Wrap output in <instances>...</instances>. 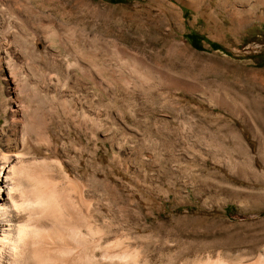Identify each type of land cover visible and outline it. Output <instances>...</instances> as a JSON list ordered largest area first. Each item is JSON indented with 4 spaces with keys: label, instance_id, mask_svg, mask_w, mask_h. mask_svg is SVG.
I'll use <instances>...</instances> for the list:
<instances>
[{
    "label": "rangeland",
    "instance_id": "374dc122",
    "mask_svg": "<svg viewBox=\"0 0 264 264\" xmlns=\"http://www.w3.org/2000/svg\"><path fill=\"white\" fill-rule=\"evenodd\" d=\"M1 1L0 30L19 40L0 53V130L13 100L42 118L25 185L39 178L67 204L59 230L85 246L73 264H264V2ZM33 9L58 17L61 33L40 43ZM65 56L76 64L69 80L57 66ZM15 62L18 96L4 70ZM3 149L0 140V162ZM47 213L41 222L55 221Z\"/></svg>",
    "mask_w": 264,
    "mask_h": 264
},
{
    "label": "bare ground",
    "instance_id": "6f19581e",
    "mask_svg": "<svg viewBox=\"0 0 264 264\" xmlns=\"http://www.w3.org/2000/svg\"><path fill=\"white\" fill-rule=\"evenodd\" d=\"M260 1L264 2V0H260ZM1 2L2 1L0 0V5H1ZM25 3H26V1H25ZM19 7H21V6L19 5ZM0 10H2V9H0ZM37 10L36 9H33V13H37V16L40 17V21L42 22V24H44V26L46 28L45 29L46 31L42 32L41 33V36H40L41 37L40 38V43H42V42L44 43V42L48 41L51 36H53V35L54 36L59 35V33H61L62 26L60 25L59 20H57L58 17L56 18L51 13L46 12L44 9L43 10H40V12H38ZM26 13L28 14V12H26ZM43 21H45V23H43ZM63 25H65V24H63ZM9 32L10 31L0 30V53H3V52H6L7 53L10 49H12V46H13L12 43H14V41L16 42L17 40H19V37L16 34H11V36H10ZM69 32H67V33L69 34ZM72 33L74 34V32H72ZM66 34L64 33L63 36H65ZM10 37L13 38L12 41H11ZM69 38L70 37H68L67 41H65V42H62L61 41L62 46H64V48H66L67 50L71 48V45H70L71 43L69 41ZM26 45H28V44H26ZM53 48H51V50L54 51ZM46 51H47V53L49 54V56L51 58L50 61H49V63L52 64V65H56V63H57L55 61V57L56 56L54 54V52L56 51V49H55L54 52L51 51V53L48 50H46ZM42 53H43V51H42ZM38 54H40V53H38ZM80 55H81V58H80L81 59V62H83V64H82L83 65L82 70L86 74L87 68H86V65L84 64V60H86L87 57H85L84 55H87V54H80ZM42 57H43V55H42ZM43 58H45V57H43ZM22 61H20V62H22ZM46 61H48V60H46ZM8 65L5 66L4 70L7 71V76L5 78H6L7 85L9 87V90H10L11 94H13L15 96L22 95L23 94V88L25 86V83H24V75L22 74L23 73V70H22V72L20 71L21 69L14 70V68L17 67L16 62L14 64V67L13 68H10ZM18 65H20V64H18ZM46 65H48V63ZM40 66H42V65H40ZM57 66H58V68H60L61 70H63L65 72V74L68 76L67 77L68 80L71 77H73L74 74H75V72H76V69L74 68L76 66V64L74 62H72L71 60H69V58L66 57V56L59 62V64ZM1 67H3V66H1ZM48 68H49V65H48ZM26 71H28V70H26ZM51 71H53V68L51 69ZM52 73H54V71ZM48 75H50V74H48ZM68 80L66 81L67 83H68ZM50 81H52V80H50ZM27 83H29V82H27ZM56 83L58 84L59 82H56ZM30 86L32 87V85H30ZM40 86H41V84H40ZM45 87H47V86L45 85ZM56 87L57 86H55V88ZM65 87L66 86L60 87V88L58 87V89H56V90H57V92H60L64 97H66L68 99L70 98V100L71 99L73 100V94H72L71 90H69L70 88L67 89ZM21 91H22V93H21ZM30 91L33 92V88ZM53 92H56V91H53ZM24 93H26V91ZM32 94H34V93H32ZM53 94H55V93H53ZM43 98H45V97H43ZM23 101L24 100H22V102ZM19 102L15 101V100L12 101V106L10 107L11 108V113H12V116H13L12 117V120L7 123L8 129L2 130V128H1V130H0V140L3 142V148H4L3 149V152H2V159H1V162H0V264H73V262L75 261V259H78V257H80V260H81V257H83V254H84L83 253V250H84L85 246L83 245L84 248L81 250L80 246H78V243L74 244L73 242H70L69 239H67L69 237L68 236L69 233L66 232L68 235L65 238L66 233H65V235H63L64 232L62 234L61 231L59 230L60 228L58 227L57 220H56V219H59V218H57L56 211H59L60 210L59 208L62 207L61 205H64L63 203H61L64 200L61 201L60 195L57 194L55 191H53V189H52V191L51 190L49 191V189H48V191H40L39 182L41 181V179L39 180V178H37V179L35 178L34 182L35 181L36 182L34 184H32L33 186H31L32 187L31 190L29 188L30 185L27 184V183H30V182H27L26 183L28 186L25 185V182H26L25 179H27L28 176L33 173L32 169L30 167V164H32L34 162L29 163V159H30V157L32 156L33 153H35L37 151L39 152V147H41L40 146V137H41L40 134L42 135V133H40V128H41L40 118L41 117L39 116V113L37 112V110H34L32 108V107H34V105H32V107H30V106H27V105H29L27 103H26L27 105H24L23 104L24 102L23 103H19ZM35 106H37V105H35ZM38 107H39V105H38ZM80 108H82V106ZM50 109H52V108H50ZM72 110H74V109L72 108ZM83 111H84V109H83ZM83 111H80V112H83ZM41 120H42V118H41ZM49 134H51V133H49ZM43 135H45V134L43 133ZM47 139L49 140L48 137H47ZM51 139H52V137H51ZM53 141L54 140H52L51 142H53ZM46 142H47V140H46ZM47 143H49V142H47ZM31 159H32V157H31ZM45 160H47V159H45ZM39 161H38V163H39ZM41 161L43 162L42 159H41ZM43 163H42V165H43ZM38 170L40 171V169H38ZM42 173H40L41 176L44 175ZM35 174H33V175H35ZM50 180H52V182L51 183L48 182V183H50L51 186H52L53 179H50ZM56 183H57V181H56ZM41 184L45 186V184H47V183H45V184L41 183ZM57 185H56V187L59 188V186H57ZM26 186L28 187V189L26 188ZM48 187H50V186H48ZM75 188H78V187L75 186ZM45 189H47V188H45ZM29 190H30L31 193L29 192ZM57 192L59 193L60 191H57ZM82 200H84V199H82ZM70 202H72V201H70ZM64 203H66V202H64ZM62 208H61V210H62ZM66 208H67V204H66ZM66 208H65V210H67ZM65 210L63 208V210L60 211L61 214ZM44 212H49V214H51L52 216H54V217H52L50 215L52 218H54L55 221L52 220L50 222H41L42 220H40V213L43 214ZM49 214H48V216L47 215L46 216L47 217H50ZM62 216H64V215H62ZM66 217L64 216L63 219L66 220ZM68 217H70V216H68ZM74 217H76V216H74ZM77 218H78V216H77ZM67 219H69V218H67ZM80 219L82 220L83 218H80ZM88 219H90V218L85 217L84 222L82 223V225L84 227H87V229L90 228V226H91L90 225L91 222H89ZM60 224H62V223H59V225ZM69 231L73 235V232L74 231L72 232L71 229L68 230V232ZM79 231H80V229H79ZM97 231H99V230H97ZM92 233H94V231H91V234ZM102 237H104V235ZM73 238H74V236H73ZM70 240H73V239H70ZM99 240H98V243H99ZM90 241H93V240H90ZM77 242H78V240H77ZM84 244L86 245V243H84ZM95 248H97V247H95ZM89 250H91V249H89ZM53 251L54 252L56 251V253L57 252L68 253L70 256H69L68 259L66 258V260L64 258H60L61 260L58 261V259H56L55 257H53V256L50 255V252H53ZM56 253H54V255ZM64 253H61V254L63 255ZM79 254H82V255L81 256H78ZM57 255L59 257L60 254H57ZM57 255H55V256H57ZM92 256H93V254H92ZM111 256H113V255H111ZM109 257H108V259H109ZM106 258L107 257H105V259ZM111 258H113V257H111ZM62 259H64L65 261L62 260ZM118 259H120V258H118ZM82 260H84V259H82ZM110 260H108V261H110ZM116 260H117V258H116ZM111 261H114V260H111ZM224 261H227V260H224ZM115 262L118 263L119 261L118 262L115 261ZM77 263H79V262H77ZM255 264H261V260L257 259V261H256Z\"/></svg>",
    "mask_w": 264,
    "mask_h": 264
}]
</instances>
